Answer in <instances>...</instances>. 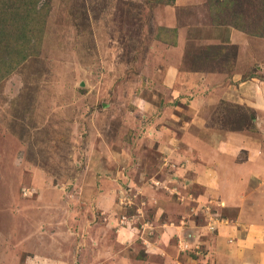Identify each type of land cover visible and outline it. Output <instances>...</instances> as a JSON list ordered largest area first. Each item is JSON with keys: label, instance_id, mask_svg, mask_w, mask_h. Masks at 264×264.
Segmentation results:
<instances>
[{"label": "rangeland", "instance_id": "rangeland-1", "mask_svg": "<svg viewBox=\"0 0 264 264\" xmlns=\"http://www.w3.org/2000/svg\"><path fill=\"white\" fill-rule=\"evenodd\" d=\"M263 9L264 0H0V264H238L254 226L208 193L217 176L204 168V143L191 147L198 128L166 68L254 75ZM229 28L256 42L249 61L217 42ZM210 108L207 130L254 118Z\"/></svg>", "mask_w": 264, "mask_h": 264}, {"label": "crops", "instance_id": "crops-1", "mask_svg": "<svg viewBox=\"0 0 264 264\" xmlns=\"http://www.w3.org/2000/svg\"><path fill=\"white\" fill-rule=\"evenodd\" d=\"M217 42L236 46L246 61L255 54L253 38L233 28L227 29L223 40ZM252 67L254 75L247 77H243L246 68L241 66L234 71L211 72H181L177 66L166 68L174 70L173 93L180 102L189 100L190 123L198 128L199 139L190 141L191 147L204 143V168L208 174L217 176V182L207 184L208 193L212 190L213 196L227 208L238 209L239 219L254 226L238 242L237 253L241 255L238 264H264V233L257 227L264 225V217L260 215L264 210V61ZM220 104L251 112L254 118L250 128L205 129L203 114ZM257 179L261 180L260 185H253Z\"/></svg>", "mask_w": 264, "mask_h": 264}, {"label": "trees", "instance_id": "trees-1", "mask_svg": "<svg viewBox=\"0 0 264 264\" xmlns=\"http://www.w3.org/2000/svg\"><path fill=\"white\" fill-rule=\"evenodd\" d=\"M264 10V9H263ZM233 13V12H232ZM231 13V15L233 16V14ZM236 18L238 19V16H236ZM233 19H234V17H233ZM262 19V17L261 18H259V20L258 21H260L261 22V26L262 25H264V23H263V20H261ZM264 19V18H263ZM260 22H259V26H260ZM241 29H243V28H241ZM245 31V30H244Z\"/></svg>", "mask_w": 264, "mask_h": 264}]
</instances>
